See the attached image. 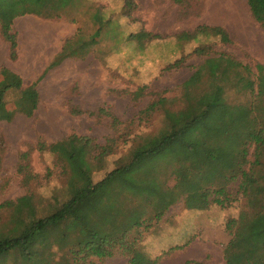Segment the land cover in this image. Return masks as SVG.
I'll use <instances>...</instances> for the list:
<instances>
[{
	"label": "rangeland",
	"instance_id": "1",
	"mask_svg": "<svg viewBox=\"0 0 264 264\" xmlns=\"http://www.w3.org/2000/svg\"><path fill=\"white\" fill-rule=\"evenodd\" d=\"M12 23L21 30L37 26L51 33L48 40H36L34 35L19 38V50L23 46L25 56L33 46L36 49L37 107L34 90H20L21 99L15 102L20 112L12 120H0V204L32 193L38 215L49 213L67 198L63 163L39 150L40 142L51 143L71 134L88 136L99 144L111 142L113 152L95 161L93 180L99 181L127 159L140 135L165 127L164 107L149 114L140 111L159 97L168 98L165 107H183V83L208 56L228 54L255 72L256 63L264 65V29L254 20L247 0H74L60 17L27 12L13 15ZM200 25L223 26L232 41L223 43L212 33L197 39L179 38ZM98 29L100 34H96ZM68 39L69 56L50 67ZM198 47L206 53L197 54ZM176 61L180 63L173 66ZM16 97L15 90L7 93L9 106ZM229 99L238 102L246 96L231 90ZM23 152H28L30 171L37 175L29 186L18 171ZM239 185L236 181L229 186L236 198L230 207L212 204L198 209L182 197L149 228H136L131 237L140 239L134 258H158L157 264H185L187 260L225 264L223 250L231 238L226 222L238 216L244 204ZM11 215V209H0L1 223L9 225ZM76 232L70 229L68 237H77ZM53 250L52 264H61L64 252L57 246ZM129 259L119 250L112 257L93 256L89 261L127 264ZM15 260L10 255L6 264Z\"/></svg>",
	"mask_w": 264,
	"mask_h": 264
},
{
	"label": "trees",
	"instance_id": "2",
	"mask_svg": "<svg viewBox=\"0 0 264 264\" xmlns=\"http://www.w3.org/2000/svg\"><path fill=\"white\" fill-rule=\"evenodd\" d=\"M73 2L0 0V34L10 43V58L18 59L13 15L30 12L44 18L60 17ZM247 3L264 29V0ZM211 33L223 43L232 41L227 29L219 25H200L179 38L197 39ZM67 44L70 39L50 67L69 56ZM195 52L206 53L204 47ZM28 89L34 90L37 107V81L25 86L19 74L8 68L0 70V120H12L20 112L15 102L21 99L20 90ZM13 90L17 97L9 106L5 97ZM231 90L246 99L230 101ZM182 98L185 105L178 109L165 107V97L142 109L143 115L164 107L165 127L140 135L127 159L96 182L95 161L113 152L111 142L99 144L77 134L40 142L39 150L63 163L67 198L44 215H38L32 193L1 203L0 209H11L12 215L9 225L2 224L0 216V264H6L10 255L16 257L12 264H52L55 246L64 252L61 264H93L91 257H112L119 250L130 256L127 264H157L158 258H134L140 237H131L133 231L149 228L182 197L198 209L212 204L230 207L236 198L229 186L236 181L244 204L238 216L226 222L231 238L223 250L225 264H264V65L256 63L255 72L228 54L208 56L183 83ZM21 160L18 171L29 186L37 175L30 171L28 152L22 153ZM70 229H76L78 236L68 237ZM56 232L59 237H50Z\"/></svg>",
	"mask_w": 264,
	"mask_h": 264
},
{
	"label": "crops",
	"instance_id": "3",
	"mask_svg": "<svg viewBox=\"0 0 264 264\" xmlns=\"http://www.w3.org/2000/svg\"><path fill=\"white\" fill-rule=\"evenodd\" d=\"M13 30L17 33V39H18V59L12 60L10 58V43L6 41L0 34V70L2 68H8L10 70H14L13 72L19 74L23 79V84L26 86L27 82L28 85L36 82V49L35 46H33V51L26 54H23L21 52L22 49L19 50V38L26 37L30 38L32 35L36 36V40H48L50 38V34L48 31L41 30L39 27L36 26V29L32 28H25L22 29L20 27H16L21 31V35L19 37L18 30L14 28L12 24ZM33 37V36H32ZM23 40V39H22ZM34 40V39H32ZM34 45V44H33ZM7 56V57H5ZM21 59H23V63L21 62ZM10 68H9V67ZM32 75L34 77L30 78ZM39 91V89H38Z\"/></svg>",
	"mask_w": 264,
	"mask_h": 264
}]
</instances>
